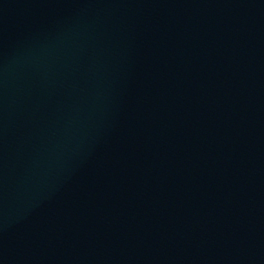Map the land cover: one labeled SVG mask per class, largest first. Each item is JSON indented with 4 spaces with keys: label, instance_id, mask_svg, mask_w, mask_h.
Segmentation results:
<instances>
[{
    "label": "water",
    "instance_id": "1",
    "mask_svg": "<svg viewBox=\"0 0 264 264\" xmlns=\"http://www.w3.org/2000/svg\"><path fill=\"white\" fill-rule=\"evenodd\" d=\"M209 0H0V264H185Z\"/></svg>",
    "mask_w": 264,
    "mask_h": 264
}]
</instances>
